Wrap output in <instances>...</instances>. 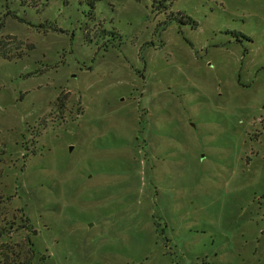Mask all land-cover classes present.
<instances>
[{
    "label": "rangeland",
    "instance_id": "1",
    "mask_svg": "<svg viewBox=\"0 0 264 264\" xmlns=\"http://www.w3.org/2000/svg\"><path fill=\"white\" fill-rule=\"evenodd\" d=\"M21 218L35 264H264V0H0Z\"/></svg>",
    "mask_w": 264,
    "mask_h": 264
},
{
    "label": "trees",
    "instance_id": "2",
    "mask_svg": "<svg viewBox=\"0 0 264 264\" xmlns=\"http://www.w3.org/2000/svg\"><path fill=\"white\" fill-rule=\"evenodd\" d=\"M185 22L195 26L194 22L190 19H185ZM8 226L12 229L14 222H11ZM18 228V232L24 230L27 234L25 238L18 237L12 239L8 237V241L0 244V264H35L36 252L32 242V237L36 235V230L32 228L29 219L25 218L19 219ZM5 229L6 227L4 226V228L0 230V240L5 235ZM40 264L48 263L46 262V259L42 257Z\"/></svg>",
    "mask_w": 264,
    "mask_h": 264
},
{
    "label": "water",
    "instance_id": "3",
    "mask_svg": "<svg viewBox=\"0 0 264 264\" xmlns=\"http://www.w3.org/2000/svg\"><path fill=\"white\" fill-rule=\"evenodd\" d=\"M72 148H70V150H71Z\"/></svg>",
    "mask_w": 264,
    "mask_h": 264
}]
</instances>
